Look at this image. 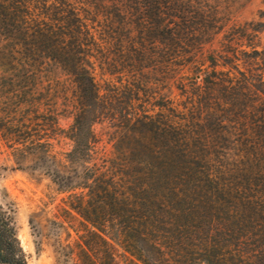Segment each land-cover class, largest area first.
Listing matches in <instances>:
<instances>
[{
    "label": "trees",
    "instance_id": "trees-1",
    "mask_svg": "<svg viewBox=\"0 0 264 264\" xmlns=\"http://www.w3.org/2000/svg\"><path fill=\"white\" fill-rule=\"evenodd\" d=\"M77 2L85 7L71 0L58 5L0 0V58L9 83L16 79L20 57L26 66L42 60L59 67L75 84L79 115L90 103L101 114L110 105L87 67L95 32L114 56L125 58L130 72L145 67L165 72L210 46L211 75L191 97L197 96L198 103L196 113L189 111L191 124L185 113H177L181 121L164 116L155 131L139 117L124 116L116 126L131 131L128 149L120 152L122 158H101L92 165L94 194L109 200L115 240L148 263L264 264V10L258 20L227 26L221 0ZM192 125L209 131L193 132ZM53 165L63 177L59 164ZM195 165L217 173L198 178ZM63 180L53 177L60 188L90 189V183ZM203 188L211 195L202 192L193 199ZM203 209L216 217L206 221V233L181 222L186 212ZM14 213L12 202L0 204V264H27ZM84 217L97 227L94 219ZM219 231L220 240L215 237Z\"/></svg>",
    "mask_w": 264,
    "mask_h": 264
},
{
    "label": "rangeland",
    "instance_id": "rangeland-1",
    "mask_svg": "<svg viewBox=\"0 0 264 264\" xmlns=\"http://www.w3.org/2000/svg\"><path fill=\"white\" fill-rule=\"evenodd\" d=\"M71 1L78 8L85 7L77 0ZM221 2L227 8V26L258 20L264 10V0ZM47 3L58 5L59 0ZM86 22L89 27L99 28L96 23ZM95 41L89 46L86 59L101 93L110 103L103 114L91 103L84 114H78L75 84L56 65L41 64V60L35 66H26V60L20 57L21 66L13 72L16 79L9 83L0 58V204L9 201L14 205L17 235L27 264H157L132 255L115 240L109 200H101L94 194L97 187L90 180L92 165L101 158H122L120 152L128 149L126 134L131 131L116 126L124 116L133 120L139 117L155 131L164 116L181 121L177 113H185L187 124H191L189 111L196 113L198 104L197 96L191 97L198 91V84L203 86L211 75L207 60L210 46L205 45L182 60V65L165 72L151 67L130 72L124 68L125 58L114 56L97 32ZM218 45L215 40L213 47ZM135 124L143 127L138 121ZM190 127L193 132L209 131L206 127L201 130L195 125ZM191 147L198 151L194 145ZM40 155L49 157L40 159L37 157ZM54 162L64 172L63 177L55 173ZM194 168L198 178H203V173H217L205 166ZM53 177L58 181L72 179L81 185L90 183V189L60 188ZM209 191L201 189L193 199L202 192L211 195ZM70 205L80 207V211ZM211 213L208 209L190 210L181 222L206 233L209 229L206 221L216 219ZM84 215L94 219L97 227ZM219 233L222 232L215 233L218 240ZM137 243L141 245L139 240Z\"/></svg>",
    "mask_w": 264,
    "mask_h": 264
}]
</instances>
